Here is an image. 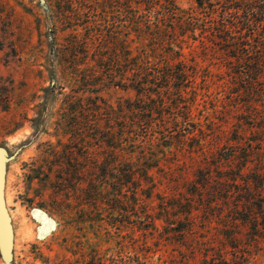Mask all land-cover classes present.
I'll use <instances>...</instances> for the list:
<instances>
[{"label":"rangeland","instance_id":"374dc122","mask_svg":"<svg viewBox=\"0 0 264 264\" xmlns=\"http://www.w3.org/2000/svg\"><path fill=\"white\" fill-rule=\"evenodd\" d=\"M163 2L0 0L12 264H264V0Z\"/></svg>","mask_w":264,"mask_h":264},{"label":"water","instance_id":"95a60500","mask_svg":"<svg viewBox=\"0 0 264 264\" xmlns=\"http://www.w3.org/2000/svg\"><path fill=\"white\" fill-rule=\"evenodd\" d=\"M12 157L7 148L0 146V254L5 264H12L14 255V228L6 202L7 165ZM33 211L45 213L37 208ZM52 221L56 224L54 220ZM55 228L56 226L52 225L51 230L46 231V234H50Z\"/></svg>","mask_w":264,"mask_h":264},{"label":"trees","instance_id":"16d2710c","mask_svg":"<svg viewBox=\"0 0 264 264\" xmlns=\"http://www.w3.org/2000/svg\"><path fill=\"white\" fill-rule=\"evenodd\" d=\"M177 9V5L176 3L174 2V0H165V2L161 3L160 4V10H156L157 13H155L154 15V23H155V28H156V34L158 35H162V33L159 34L160 31H158L159 29H161V25L162 24H165L166 27H170V24H171V27H173L172 23H170V16L172 14H174V10ZM151 10V9H149ZM163 13V17H161V14ZM165 19V20H164ZM166 31H169L168 29ZM164 36H167V34H165ZM162 40V39H161ZM161 42V41H160ZM163 43V42H162ZM165 44V43H164ZM129 51V50H128ZM130 52V51H129ZM251 67V66H250ZM254 67V66H252ZM173 75H171L172 77ZM116 78V77H115ZM120 81H115V82H118V84H123L124 86H137L136 85V79L134 78V74H124V75H121L120 76ZM120 82V83H119ZM152 82H150L151 84ZM150 88V87H149ZM142 89L140 92V95L142 96H150V95H153L154 93L150 90V89ZM254 127V126H253ZM255 129V128H254ZM166 137V136H165ZM261 150V153L262 155L261 156H264V148L263 149H260ZM150 179V177L148 175H146V181ZM148 183L146 184V188L147 190L152 187L150 185V182L147 181Z\"/></svg>","mask_w":264,"mask_h":264}]
</instances>
